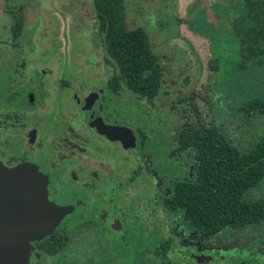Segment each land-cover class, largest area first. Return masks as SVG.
Here are the masks:
<instances>
[{"label":"flooded vegetation","instance_id":"af4514ba","mask_svg":"<svg viewBox=\"0 0 264 264\" xmlns=\"http://www.w3.org/2000/svg\"><path fill=\"white\" fill-rule=\"evenodd\" d=\"M91 65L95 67L96 60ZM32 69L33 72L29 74H8V82L0 90V162L7 167L20 163L34 165L44 176L47 198L64 207L66 212L50 234L30 243L29 264H46L47 259L49 262L55 255L59 258L52 264H101L102 258L107 260L106 264H118L111 261V251L106 248V242L113 237L108 228L119 231L121 238H117L118 242L123 241L124 228L131 234V230L135 233L140 245L131 254L134 258L131 264H177L167 257L168 250H174L178 257L189 264H218L233 259L264 264V255H261L264 250V224L225 227L201 237L182 221L180 215L165 211L164 199L172 193L173 185L193 181L196 177L197 162L193 151L190 147L181 148L176 140L180 131L192 128L178 124L173 129V136H168L169 146L164 147L159 139L163 137L164 130L156 129L164 125L162 121L156 124L153 121L149 130H145L143 123H138L135 130L129 124L117 123L119 116L114 109L115 103L126 101L119 97L127 91L115 88V73L103 57L104 82L102 85L88 84L86 89L73 88L65 79L60 81L62 89L50 88L51 80L48 77L53 73ZM160 76L159 65L158 88L152 99L127 93L142 101H152L160 90ZM63 90H71L68 97ZM55 91L61 94L57 96ZM19 96L24 98L23 107L16 104ZM247 96L242 110L248 120L247 127L255 128L250 143L243 144L240 149L221 135L230 148L240 155L254 148L264 130V117L251 115L244 109L250 107L257 95L247 92ZM194 112L197 114V110ZM95 123L102 130L106 126L124 127L130 130L133 139L124 137L123 141L112 140L100 133ZM260 126L261 132L257 130ZM147 132L155 134L154 139L149 140ZM75 137L81 138L82 142L74 145L72 140ZM156 140L159 142L157 146L154 143ZM149 148H155L156 154L149 152ZM167 150H171L173 156L166 157L164 153ZM117 165L129 168L130 175L122 178L121 174H116ZM168 170H172V173ZM141 171L153 185L154 211L160 220H164L165 228L171 234L153 245L147 242L143 229L133 221L139 219L130 205V178H140L138 175ZM140 187L143 191L142 184ZM231 235L237 237H232L233 245L216 243L217 239ZM248 235L254 236L239 245L240 237L243 240ZM163 244L166 249L162 251L159 245ZM249 244L254 249L249 248ZM94 254H97V260H92ZM160 254L164 256L163 259Z\"/></svg>","mask_w":264,"mask_h":264},{"label":"rangeland","instance_id":"374dc122","mask_svg":"<svg viewBox=\"0 0 264 264\" xmlns=\"http://www.w3.org/2000/svg\"><path fill=\"white\" fill-rule=\"evenodd\" d=\"M235 1L203 0L200 3L204 5L206 2L207 6L203 14L204 6L199 8L200 11L190 6L186 15L182 7L175 14L178 3L175 0H161V4L158 0L137 2V5L149 11L154 4L159 7L155 15L153 12L146 13L132 23L145 29L151 52L159 59L160 90L152 101H142L123 92L119 98L126 101H117L114 108L119 116L117 123L129 124L133 130L138 123H143L145 130H149L153 121L155 124L162 121L164 125L156 129L164 130L163 137L159 138L164 147L169 146L168 136H173V129L178 124L187 128L197 127L200 123L215 126L223 137L240 149L243 144L250 143L255 128L247 127L248 120L242 108L248 98L247 92L264 100V71L248 68L240 76L233 73L228 62L227 16L233 13ZM186 3L192 5L188 0ZM137 5L135 8L139 12ZM92 8L91 0H0V90L7 84L8 74H29L33 72L32 68L53 73L48 77L51 80L50 88L62 89L60 81L63 79L73 88L86 89L91 83L102 85L103 53ZM19 21L21 32L13 40L11 27ZM155 25L165 31L154 32ZM155 34L159 36L156 41ZM95 60L97 65L93 67L91 63ZM63 91L66 97L71 92ZM55 92L57 96L61 94L60 91ZM16 104L24 106L23 96L17 98ZM257 130L261 132V126ZM146 134L149 140L156 136L149 132ZM72 141L78 145L82 139L75 137ZM154 143L157 146L159 142L156 140ZM149 152L156 154V149L151 148ZM164 155L173 156L171 150ZM132 167L135 168V165L132 164ZM168 172L172 173V170ZM115 173L121 174L122 178L128 177L130 169L117 165ZM138 176L140 178L137 179L132 176L129 184L132 187L130 205L139 219L133 221L143 229L147 242L153 245L171 234L166 230L164 220H160L154 211L153 185L143 171ZM107 230L113 236L110 242H106V248L111 251V261L131 264L130 261L134 260L131 254L140 245L133 230L132 235L124 228L125 236L120 242L117 240L121 238L119 231ZM241 234L245 236L237 233L239 236ZM252 236L248 235L243 240L240 237L238 244L248 242ZM232 237L237 238L235 235L224 236L216 243L233 245ZM251 244L249 248L254 249ZM174 247L177 248V245ZM261 253L264 255V250ZM166 255L173 263L189 264L178 257L174 250L166 251ZM52 258L49 262L47 259L46 264H52L59 256ZM97 258V254H94L92 260ZM100 262L106 264L107 260L102 258ZM218 264L253 263L233 259Z\"/></svg>","mask_w":264,"mask_h":264},{"label":"trees","instance_id":"16d2710c","mask_svg":"<svg viewBox=\"0 0 264 264\" xmlns=\"http://www.w3.org/2000/svg\"><path fill=\"white\" fill-rule=\"evenodd\" d=\"M91 3L103 58L115 73V88L152 99L158 88L159 60L151 52L147 34L141 28H126L123 0ZM233 8L227 16V59L232 71L240 76L248 68L264 71V0H236ZM20 32L19 21L11 27L12 39ZM244 109L264 117V100L255 99ZM176 140L181 148L193 151L196 177L173 185L164 199L165 211L180 215L201 237L225 227L264 224V130L254 148L241 155L215 127L200 124L180 131ZM159 249H166L165 244Z\"/></svg>","mask_w":264,"mask_h":264},{"label":"water","instance_id":"95a60500","mask_svg":"<svg viewBox=\"0 0 264 264\" xmlns=\"http://www.w3.org/2000/svg\"><path fill=\"white\" fill-rule=\"evenodd\" d=\"M95 125L112 140L133 139L124 127L102 130ZM45 190L44 178L34 165L7 167L0 162V264H29L30 243L50 234L66 212L47 198Z\"/></svg>","mask_w":264,"mask_h":264},{"label":"crops","instance_id":"0c3cea01","mask_svg":"<svg viewBox=\"0 0 264 264\" xmlns=\"http://www.w3.org/2000/svg\"><path fill=\"white\" fill-rule=\"evenodd\" d=\"M141 0H123V6H124V20H125V25L127 29H133V28H138L140 27L142 30L145 31V29L142 26H139V24L136 23H132V22H136V18H138L139 16L142 15H146L153 12L154 15L159 11V7L157 5H153L149 10L144 9L143 6L137 5V2H140ZM149 1H153V0H149ZM177 3V6H175L176 9V15H177V11L182 7L184 8V13L186 15V11L191 7H193V9L200 11L199 8L203 7V10L201 11V13L203 11H205L207 9L206 2L204 3V5H202L200 2H202L203 0H188V2H191L192 5H187V0H175ZM206 1V0H205ZM211 2V0H209ZM159 4H161V0H158ZM149 3V2H148ZM150 4V3H149ZM138 6V10L139 12H137V9L135 8V6ZM92 6V3H91ZM160 7L163 9V7L160 5ZM206 8V9H205ZM93 9V8H92ZM153 10V11H152ZM132 11V12H130ZM143 13V14H142ZM130 14L133 16L131 17ZM203 14V13H202ZM142 19V18H141ZM140 19V21H141ZM160 32L162 33L164 30V28H161L159 25H155V29L154 32ZM146 32V31H145ZM148 36V35H147ZM158 35L155 34L154 36V41H156L158 39ZM149 40V38H148Z\"/></svg>","mask_w":264,"mask_h":264}]
</instances>
